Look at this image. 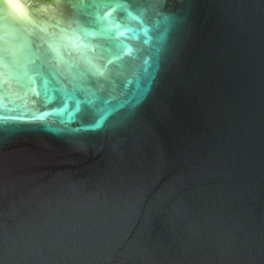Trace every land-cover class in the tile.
<instances>
[{"label": "water", "instance_id": "1", "mask_svg": "<svg viewBox=\"0 0 264 264\" xmlns=\"http://www.w3.org/2000/svg\"><path fill=\"white\" fill-rule=\"evenodd\" d=\"M0 0V264H264V0Z\"/></svg>", "mask_w": 264, "mask_h": 264}, {"label": "clouds", "instance_id": "2", "mask_svg": "<svg viewBox=\"0 0 264 264\" xmlns=\"http://www.w3.org/2000/svg\"><path fill=\"white\" fill-rule=\"evenodd\" d=\"M5 3L9 4L12 8H19V0H5Z\"/></svg>", "mask_w": 264, "mask_h": 264}, {"label": "snow or ice", "instance_id": "3", "mask_svg": "<svg viewBox=\"0 0 264 264\" xmlns=\"http://www.w3.org/2000/svg\"><path fill=\"white\" fill-rule=\"evenodd\" d=\"M3 52L0 51V66H2V63H3Z\"/></svg>", "mask_w": 264, "mask_h": 264}]
</instances>
